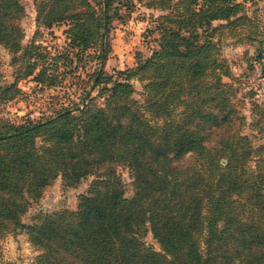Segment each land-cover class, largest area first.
I'll return each instance as SVG.
<instances>
[{"label":"trees","instance_id":"obj_1","mask_svg":"<svg viewBox=\"0 0 264 264\" xmlns=\"http://www.w3.org/2000/svg\"><path fill=\"white\" fill-rule=\"evenodd\" d=\"M124 1L34 0L37 25H67L63 51L49 54L23 45L22 2L0 0V45L21 61L17 78L54 86L64 79L60 62L96 64L79 104L40 119L0 116V233L24 230L37 264H264V142L234 127L242 116L223 77L237 78L213 37L224 26L250 28L253 40L256 20L241 0H141L164 11L152 27L156 45L110 72L109 31ZM18 90L13 81L1 98ZM92 174L75 209L22 220L57 177L74 187ZM148 228L160 249L142 239Z\"/></svg>","mask_w":264,"mask_h":264},{"label":"rangeland","instance_id":"obj_2","mask_svg":"<svg viewBox=\"0 0 264 264\" xmlns=\"http://www.w3.org/2000/svg\"><path fill=\"white\" fill-rule=\"evenodd\" d=\"M25 8V13L20 19L24 29L23 45L31 41L42 46L43 51L55 54L63 51L67 43L64 30L65 22L54 23L51 26L37 25L34 0H20ZM244 2L246 12L256 20V25L261 34L253 40H248L245 35L248 29L230 31L227 27L216 30L214 38L218 43L219 56L226 62L228 71L236 80L223 77L232 81L234 94L233 102L237 113L242 116L241 121L236 120L234 127H239L242 133H247L253 143L264 142V100L252 93L244 77L249 71H253L257 62L262 63L264 73V0H241ZM164 11L157 8L146 7L141 0H125L120 7V18H114L109 31L111 51L106 61L105 68L112 72L113 69H123L132 65L136 60V52L148 55L156 45L157 32L152 31L156 17ZM220 21H213L212 25H218ZM261 53L262 57L258 58ZM9 51L0 45V116H5L13 121L25 118H44L64 105L79 104L80 95L85 85L84 79L87 72L96 65L88 57L77 59L72 56L70 66L59 63V70L64 71V79L54 86L36 83L32 76L19 77L21 61L12 63ZM33 75V74H32ZM16 81L19 88L14 95L2 99V87ZM136 92L134 96L141 99V84L134 81ZM97 89L92 90L95 94ZM98 102L101 97H97ZM257 106V107H256ZM232 127V126H231ZM261 128V129H260ZM121 175L126 196L132 195L131 177L125 165H117ZM94 175L86 178L74 187H63L60 177L45 187L41 197L31 201L28 209L22 215L26 223L33 221V216L39 210L52 211L59 208L75 209L77 195L87 190L88 184ZM148 226V224H147ZM142 239L153 248L160 249V245L148 229L144 231ZM203 248V245H202ZM39 250L32 246L24 230L12 233L3 231L0 233V264H37L36 258Z\"/></svg>","mask_w":264,"mask_h":264},{"label":"built area","instance_id":"obj_3","mask_svg":"<svg viewBox=\"0 0 264 264\" xmlns=\"http://www.w3.org/2000/svg\"><path fill=\"white\" fill-rule=\"evenodd\" d=\"M261 65V62H257L253 71L247 72L244 79L249 88L253 89V93L264 100V73Z\"/></svg>","mask_w":264,"mask_h":264},{"label":"water","instance_id":"obj_4","mask_svg":"<svg viewBox=\"0 0 264 264\" xmlns=\"http://www.w3.org/2000/svg\"><path fill=\"white\" fill-rule=\"evenodd\" d=\"M222 162H225V160H224V159H222Z\"/></svg>","mask_w":264,"mask_h":264},{"label":"crops","instance_id":"obj_5","mask_svg":"<svg viewBox=\"0 0 264 264\" xmlns=\"http://www.w3.org/2000/svg\"><path fill=\"white\" fill-rule=\"evenodd\" d=\"M107 61H109V60H107Z\"/></svg>","mask_w":264,"mask_h":264}]
</instances>
